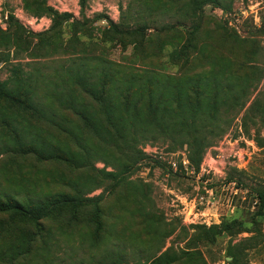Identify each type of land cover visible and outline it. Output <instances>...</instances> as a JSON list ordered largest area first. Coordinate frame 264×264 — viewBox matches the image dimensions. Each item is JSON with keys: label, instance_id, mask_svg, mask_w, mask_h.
<instances>
[{"label": "rangeland", "instance_id": "374dc122", "mask_svg": "<svg viewBox=\"0 0 264 264\" xmlns=\"http://www.w3.org/2000/svg\"><path fill=\"white\" fill-rule=\"evenodd\" d=\"M81 1L0 0V81L9 86L12 67L20 65L24 76L31 74L38 104L60 95L66 82L101 118L67 75L77 57L87 58L85 65L102 57L183 78L200 74L231 98L219 102L215 118L230 127L209 136L213 144L201 156L162 141L132 152L103 144L70 110L53 104L57 120L93 149L91 164L75 168L0 151V191L20 199L70 195L74 183L85 197L104 199L60 210L40 231L0 215V264H149L161 255L157 264H232L229 249L249 237L236 264H264V212L256 196L264 193V0H84L82 8ZM140 25L149 28L130 30ZM5 121L80 156L67 134L0 98V142L9 137ZM117 170L125 178L110 190L101 171ZM13 246L27 250L12 259Z\"/></svg>", "mask_w": 264, "mask_h": 264}, {"label": "trees", "instance_id": "16d2710c", "mask_svg": "<svg viewBox=\"0 0 264 264\" xmlns=\"http://www.w3.org/2000/svg\"><path fill=\"white\" fill-rule=\"evenodd\" d=\"M80 5L81 8L84 7V0ZM49 11L53 18L59 16L51 9ZM60 17L67 19L71 16L62 14ZM173 27L174 24L162 25L159 30L164 32ZM109 28L121 33L118 26L112 22H109ZM147 28L149 27L146 25H140L130 30L141 31L140 29ZM77 59L79 63L69 69L67 75L83 94L98 105L101 118L96 117L86 105L76 99L66 82L60 85L63 88L60 95L52 92V96L48 98L49 106L38 104L30 89L31 74L24 76L20 65L12 67L13 79L9 86H6L7 81H0V98L18 104L67 134L75 143L80 156L64 151L40 139L36 134L27 135L14 121L4 122L9 137L0 142L2 154H32L40 160H57L75 168L90 165L91 158L95 156L93 149L80 140L68 124L57 120V114L51 109L53 104L70 110L103 144L132 152H137L139 145L149 141H162L169 143L173 148L185 145L191 157L194 154L201 156L205 149L213 144L208 137H220L230 127L229 122L222 127L215 124V118L219 115V102L224 103L231 98L220 93L221 85L218 86L211 77L202 78L197 74L183 78L161 74L118 64L102 57H92L90 60L95 62L94 65H85V57ZM236 98L235 95L232 96V99ZM241 108L242 106L237 108L233 115L237 116ZM101 173L110 180V190L125 178V172L118 170ZM69 185L72 190L70 195H42L36 198L20 199L0 191V215H8L20 222L33 224L40 231V224L60 210L97 206L104 199L102 194L85 197L78 186L74 183ZM256 196L257 206L263 213L264 193L258 192ZM251 240L253 237L245 238L229 249L227 255L232 264H236L240 258V246ZM26 250L24 247L13 246L10 253L12 259ZM163 258L164 255H161L149 264L160 263L164 261Z\"/></svg>", "mask_w": 264, "mask_h": 264}]
</instances>
